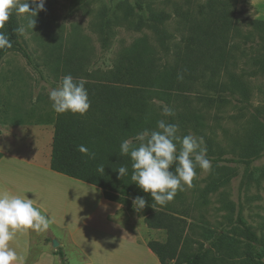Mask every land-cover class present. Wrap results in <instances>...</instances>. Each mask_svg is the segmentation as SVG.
Segmentation results:
<instances>
[{"label":"rangeland","instance_id":"rangeland-1","mask_svg":"<svg viewBox=\"0 0 264 264\" xmlns=\"http://www.w3.org/2000/svg\"><path fill=\"white\" fill-rule=\"evenodd\" d=\"M123 1L45 0L46 10L40 11L35 18L16 11L19 42L26 57L22 52L14 51L0 63V121L8 118L36 121L47 114L57 119L61 114L51 107L50 88L58 87L68 74L85 81V86L102 82L100 74L113 68L120 53L144 35L160 52L157 36L144 26L139 27L141 12L134 7L130 13ZM205 1L140 0L144 5L170 15L177 6L183 10H196ZM29 3L31 7L30 0ZM235 16L244 23L243 31L249 36V40L243 43L245 51L242 50L238 68L232 71L248 87L247 99L240 101L237 96L225 104L205 107L202 101L197 102L190 95V109L206 113L204 127L198 131L179 124L177 114L181 109L176 108L179 103L173 101V93L169 95L170 103L152 98L139 113L140 117L150 120L149 131L157 130V121L163 119L178 126L177 135L181 138L194 134L204 140L212 171L206 173L197 167L193 187L185 186L184 191H178L174 199L160 206L159 210L186 222L187 247L184 251L193 253L205 248L207 264H241L239 260L220 261L216 250L223 247L220 242L241 240L239 216L258 235L260 247L264 250V154L259 159H250L243 152L244 145L255 131V120L264 118V71L257 61L264 55V36L251 24L264 22V0H238ZM175 20L171 17L165 24L169 43L178 42L181 37L176 31ZM161 104L170 107L174 115L163 116ZM91 116L105 117L91 111L81 118ZM133 144L138 142L135 140ZM179 147L178 143V150ZM79 186L81 206L88 203L87 206L91 207L95 202L98 210V203L102 200L100 189L85 183ZM89 228L81 218L85 243L89 242Z\"/></svg>","mask_w":264,"mask_h":264},{"label":"trees","instance_id":"trees-1","mask_svg":"<svg viewBox=\"0 0 264 264\" xmlns=\"http://www.w3.org/2000/svg\"><path fill=\"white\" fill-rule=\"evenodd\" d=\"M123 3L127 4L130 13L135 8L141 12L139 27L144 26L157 36L161 51L158 52L144 35L120 53L113 68L100 74L102 82L85 86L91 102L87 113L93 111L105 117L91 116L88 119L67 112L69 115L61 114L55 118L50 168L100 189L106 200L118 202L135 212L148 228L165 230L167 239L164 243L150 241L147 244L160 264H207L205 248L185 253L186 222L159 210L161 205L132 181V161L129 156H121L120 144L125 139L133 142L138 133L149 130L150 120L140 117L139 113L152 98L168 104L171 102L169 95L173 93V101L179 103L176 108L181 109L177 114L179 124L194 131L204 127L206 113L190 109V95L197 102L202 101L205 107L225 104L237 96L240 101L247 99L248 87L232 72L243 57V43L249 40L243 31L244 23L235 16L238 0H206L196 10H183L177 6L173 16L163 10H154L140 0H134L133 4L124 0ZM171 17L176 19V31L181 34L175 43H169L165 32V24ZM251 24L264 36L263 21ZM4 31L11 47L0 49V63L14 51L22 52L26 57L19 42L20 28L15 10ZM257 61L264 71V55ZM254 130L243 152L247 158L259 159L264 154V118L255 120ZM81 145L93 153L94 158L82 153L79 150ZM121 166L128 169V174L123 177L118 175ZM100 167L104 172L99 171ZM175 167L174 164L171 170L175 171ZM137 196L146 200V206L141 210L133 206ZM237 223L241 240L220 242L223 247L216 249L217 259L264 264V250L260 247L258 235L242 217L237 218ZM58 255L61 264H69L61 249H58Z\"/></svg>","mask_w":264,"mask_h":264},{"label":"crops","instance_id":"crops-1","mask_svg":"<svg viewBox=\"0 0 264 264\" xmlns=\"http://www.w3.org/2000/svg\"><path fill=\"white\" fill-rule=\"evenodd\" d=\"M0 122V193L27 195L51 219L45 232H17L9 245L17 253L16 264H61L58 249L69 264H160L147 244L164 243L165 230L148 228L135 212L106 200L101 190L98 210L95 202L81 206L83 182L51 170L53 115ZM81 218L90 227L88 243L82 240ZM52 239L58 247L51 246Z\"/></svg>","mask_w":264,"mask_h":264},{"label":"clouds","instance_id":"clouds-1","mask_svg":"<svg viewBox=\"0 0 264 264\" xmlns=\"http://www.w3.org/2000/svg\"><path fill=\"white\" fill-rule=\"evenodd\" d=\"M30 2L31 7L29 0H0V49L11 47L4 29L13 10L34 18L40 11L46 10L45 0ZM31 23L34 27L35 19ZM48 97L52 109L60 114L71 112L85 115L91 107L85 81L76 80L70 74L63 77L58 87L48 90ZM160 107L163 116L174 115L167 105L161 104ZM156 128L138 133L134 138L138 144H133L129 139L123 140L120 154L129 156L132 161V181L143 192L150 194L153 201L164 206L174 199L178 191H184L185 186L193 187L197 167L208 173L212 171V163L207 157L202 137L188 134L181 138L177 135L178 126L163 119L157 121ZM79 150L94 158V154L85 146L81 145ZM174 164L175 171H172ZM99 171L104 172V168L100 167ZM127 174V167L118 168L119 177ZM33 200L27 195L0 193V264H16L18 261L17 253L9 246L17 232L29 229L45 232L49 229L50 217L34 206ZM133 206L136 210L143 209L146 206L145 198L137 196Z\"/></svg>","mask_w":264,"mask_h":264},{"label":"water","instance_id":"water-1","mask_svg":"<svg viewBox=\"0 0 264 264\" xmlns=\"http://www.w3.org/2000/svg\"><path fill=\"white\" fill-rule=\"evenodd\" d=\"M51 243H52V247H58V243L56 242V240L55 239H52L51 240Z\"/></svg>","mask_w":264,"mask_h":264}]
</instances>
